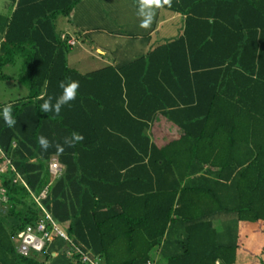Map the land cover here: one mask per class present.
Returning <instances> with one entry per match:
<instances>
[{
	"label": "trees",
	"instance_id": "obj_1",
	"mask_svg": "<svg viewBox=\"0 0 264 264\" xmlns=\"http://www.w3.org/2000/svg\"><path fill=\"white\" fill-rule=\"evenodd\" d=\"M0 1V80L27 89L0 104V164L9 163L0 175V264H80L66 254L74 247L100 264H155L153 253L165 264H235L239 255L264 264V0L148 5L182 16L181 33L83 74L67 66L71 45L56 29L80 0ZM17 59L15 79L1 73ZM68 78L79 82L76 99L59 115L41 112V97H58ZM156 115L182 133L162 137ZM74 131L84 140L62 154L37 142L63 144ZM41 207L69 243L53 235L21 256L12 237ZM220 212L236 217L225 245L211 225Z\"/></svg>",
	"mask_w": 264,
	"mask_h": 264
},
{
	"label": "crops",
	"instance_id": "obj_2",
	"mask_svg": "<svg viewBox=\"0 0 264 264\" xmlns=\"http://www.w3.org/2000/svg\"><path fill=\"white\" fill-rule=\"evenodd\" d=\"M96 1L100 0H80L79 3L72 9L69 16L64 17L63 20H59V17L56 19V29L59 33V36L61 37L62 35H65L74 40V44L71 46L69 52L66 54V64L69 68L82 74L96 71L106 66H112L118 62L125 61L123 58L129 50L126 47H123L122 50H120V48L110 47L109 37L110 39H116L122 35L108 31V29H106L104 25H97L86 28L81 25L78 20L74 19L75 11L79 5L85 2L89 3ZM0 6L1 8L3 7V2ZM133 8L135 10V14L130 20H125L127 32L124 33L125 35L123 37L129 40V43H132L134 49L139 52V55H144L150 48L156 46L157 44H154L158 41V38L166 39V41H168L181 33L183 22L182 16L175 13H169L167 11H164L166 14H163V16H161L160 10L153 9L150 6H145V15L150 16L151 23L148 27H142V17L140 15L141 4H135ZM0 11L2 12L3 8L0 9ZM90 12L91 11L89 10L86 13L88 17L90 15ZM176 19L179 20L178 31L177 29L174 30L171 26V23H173V21ZM99 21L102 23L103 18H99ZM71 23H74V25H71ZM77 31H79L81 35H86V39L84 38V36L82 38V40H85V42H81V38H79L78 35H74ZM78 45H80V47L78 48V52H74L72 47H78ZM26 94L27 92H24V96L20 98H24ZM14 100L15 99H13L12 101ZM12 101H6L3 103H8ZM154 124L158 126V128H160L162 137L171 135L177 137L182 133L180 129L166 121L160 115H156V117L154 118ZM50 160H55L54 156L50 157ZM58 226L61 230H64L62 225ZM54 255L55 253L52 252L51 256ZM260 258L264 262V251H262ZM42 260L43 257L38 258V261L41 262ZM243 261L244 257L239 255L236 257L235 264H241Z\"/></svg>",
	"mask_w": 264,
	"mask_h": 264
},
{
	"label": "rangeland",
	"instance_id": "obj_3",
	"mask_svg": "<svg viewBox=\"0 0 264 264\" xmlns=\"http://www.w3.org/2000/svg\"><path fill=\"white\" fill-rule=\"evenodd\" d=\"M139 2H136L134 0H105V1H96V2H85L81 5H79L75 11V20H78V22L81 23L86 28L97 26V25H104L108 31L113 33H118L119 35H122L116 39H110V47L114 48H122L126 47L128 48V52L124 56V60H129L137 55H139V52H137L136 49H134L132 43H129L130 41L127 40L125 37H123L127 32V26L125 25V20H130L134 14V6L135 4H138ZM2 4V1H0V5ZM141 4V3H140ZM148 6V5H147ZM0 9L1 6H0ZM154 9V8H153ZM90 12L89 17L87 16V12ZM161 16L163 14H166L163 10L160 11ZM59 20H63L62 17H59ZM92 20H91V19ZM99 18H103L102 23L99 21ZM90 19V20H89ZM59 22V21H58ZM172 28L174 30L179 27V20L176 19L171 23ZM71 25H74V23ZM166 25V24H165ZM164 26V25H163ZM130 31V30H129ZM75 36H79L81 38V42H85V40H82L83 36L86 39V35H81L79 31L75 32ZM166 41V39H160L158 38V41L155 42L154 45H159ZM127 42V43H125ZM126 44V45H125ZM125 45V46H123ZM80 45L72 47L74 52H78V48ZM19 67H20V60L17 59V61L12 65L4 66L1 69V73L15 79L17 75L19 74ZM24 92H27L26 86L17 81L12 80H0V103L6 102V101H12L13 99H18L20 97L24 96ZM166 126V125H165ZM160 129V128H159ZM235 215L233 213H224L220 212L217 215V218L213 221H211L212 227H214L216 236L215 241L218 244H228L232 242L233 236H234V230H235ZM152 259L155 264H165V260L163 257L155 255L153 253ZM38 258H41L38 256ZM153 263V262H150ZM218 264V262H216Z\"/></svg>",
	"mask_w": 264,
	"mask_h": 264
},
{
	"label": "built area",
	"instance_id": "obj_4",
	"mask_svg": "<svg viewBox=\"0 0 264 264\" xmlns=\"http://www.w3.org/2000/svg\"><path fill=\"white\" fill-rule=\"evenodd\" d=\"M61 39L65 38V35L60 37ZM66 43L68 45H73L74 40L72 38H67ZM3 157L0 152V158ZM9 165L8 160L5 158L4 161L0 164V175L6 166ZM12 169V167H10ZM60 171L59 166L55 160H50L48 162V172L51 175V179H54L58 176ZM46 194V190H43L35 200L39 197H43ZM5 203V195L3 188L0 187V207ZM42 217L37 220L34 225H27L23 229L17 231L12 237L14 251L21 255L26 256L31 252H41L46 245L51 241L53 235H58L63 240L69 243L64 230H61L54 221L51 220L49 214L41 207ZM76 254L80 264H100L99 259L95 257H90L86 253L78 250L77 248L68 249L66 254L71 256ZM146 264H150L147 262Z\"/></svg>",
	"mask_w": 264,
	"mask_h": 264
},
{
	"label": "clouds",
	"instance_id": "obj_5",
	"mask_svg": "<svg viewBox=\"0 0 264 264\" xmlns=\"http://www.w3.org/2000/svg\"><path fill=\"white\" fill-rule=\"evenodd\" d=\"M162 4H171V0H141V12L140 15L142 17L141 26L148 27L151 23L150 16L145 15L144 8L147 5L160 6ZM59 88L61 89V93L58 97L49 96L47 99L41 97L43 103L40 105V110L43 113L54 112L59 115L61 109L65 105H70L72 101H74L77 97V92L79 89V82L73 81L71 78H68L67 81H61L59 83ZM12 108L11 106H4L2 109V116L8 127H13L16 123V120L12 116ZM84 140V136L78 132H72L69 137H65L63 140V144L59 142H51L45 136L41 135L37 138V142L40 145L41 149L47 151L51 147H55L58 154H62L64 152V145L68 147H75L76 144L82 142Z\"/></svg>",
	"mask_w": 264,
	"mask_h": 264
}]
</instances>
